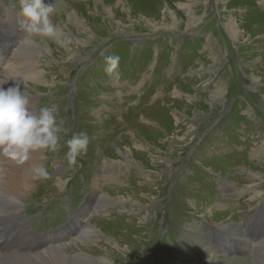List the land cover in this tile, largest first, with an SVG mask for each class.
Returning <instances> with one entry per match:
<instances>
[{
    "label": "rangeland",
    "instance_id": "374dc122",
    "mask_svg": "<svg viewBox=\"0 0 264 264\" xmlns=\"http://www.w3.org/2000/svg\"><path fill=\"white\" fill-rule=\"evenodd\" d=\"M44 3L61 35L45 37L41 81L21 90L38 111L56 105L65 131L56 151L43 149L48 177L16 210L25 233L17 248L60 244L67 261L44 255L51 264H264L263 248L253 247L254 263L248 251L228 260L211 245V233L226 242L228 231L239 248L257 245L243 227L232 232L264 207V0ZM17 10L20 0H0V75L26 36ZM113 55L119 66L109 75ZM80 132L87 151L69 164L65 141ZM1 162L0 183L9 170ZM85 195L84 216L69 220ZM65 221L69 228L45 234ZM34 253L18 257L44 264Z\"/></svg>",
    "mask_w": 264,
    "mask_h": 264
},
{
    "label": "clouds",
    "instance_id": "9594fccd",
    "mask_svg": "<svg viewBox=\"0 0 264 264\" xmlns=\"http://www.w3.org/2000/svg\"><path fill=\"white\" fill-rule=\"evenodd\" d=\"M21 15L25 18L22 25L28 37L58 38L61 33L53 23L51 14L54 8L44 0H20ZM119 56L106 57L105 72L117 74ZM0 82V154L20 163L29 159V154L37 149L56 151L60 135L64 128L58 125L56 105L43 106L39 112L28 107L29 96L22 92L19 84L5 89ZM89 137L87 133H75L65 141L66 159L75 164L77 157L87 151ZM34 178H47L49 173L44 166L33 169Z\"/></svg>",
    "mask_w": 264,
    "mask_h": 264
},
{
    "label": "bare ground",
    "instance_id": "6f19581e",
    "mask_svg": "<svg viewBox=\"0 0 264 264\" xmlns=\"http://www.w3.org/2000/svg\"><path fill=\"white\" fill-rule=\"evenodd\" d=\"M44 1L47 2L48 0H44ZM19 12H20L19 13L20 16L23 17L21 15V11ZM225 25L227 26V29L229 32H231V34L237 35L238 28L236 27V24L233 21H230ZM57 26L59 28L58 24ZM59 30L61 33V28H59ZM23 38L18 43L16 50L13 51V56L7 59L8 65L6 63L5 66L2 68L3 70L6 71L4 72L3 75H0V82L7 81L3 85L5 89H7L8 87L16 86L17 84H19L21 89L23 85L29 84L30 81L32 82L33 80L35 81L40 80L44 72V68L42 69L40 65L43 61H46L45 57L48 59L50 57L51 50L48 46L49 43L46 41L45 37H35L33 39L28 37L26 40ZM253 80L256 81L254 76H253ZM254 84L256 83L254 82ZM223 93L225 94V88L223 86L221 87L219 86L215 90H213L211 95L212 98L214 97L218 100L219 98L223 97L224 95ZM29 97H30L29 105H28L29 109L38 113L39 111L37 110V108H35L34 105L35 100L31 96ZM224 98H222L221 101H223ZM215 101L216 100H214V102ZM45 156L46 155L43 149H37L35 151L30 152L29 159L23 163H20L15 159H11L9 157L4 156L5 160L7 161V166L9 165V170L7 175L0 183V264H15V263L22 264L21 257H18V255H20L21 253L29 252L32 254L36 252L34 251V247H32V244L30 243L29 246H31V248L29 249L17 248L19 247L18 243L23 239L25 233L24 230L21 228V226L18 223H16L17 215H18L16 210L19 211L20 209H22L21 198L22 197L24 198V195L29 193V191L31 190L30 189L31 184L37 180V178H34L33 169L37 166L43 165L42 163L43 160H45ZM2 163L3 162H1V156H0V166ZM110 175L113 176L114 174L111 173ZM3 192L7 194V197L1 199ZM86 233H89V231ZM6 235H8V238L6 237ZM39 245L40 243H38V246ZM50 248H51L50 251L49 249H46L34 253L37 254L35 256V259L37 261L43 260L44 264H51V262L47 260L46 259L47 257L45 258L44 255L49 256L50 254H53L52 261L55 262L67 261L68 256L65 255L63 252L61 253L57 251L58 249H61L60 244ZM82 258L83 256L80 257V255L78 256L76 255L75 260L77 262H82ZM28 264H33L32 256L30 257ZM86 264H93L92 260L86 261Z\"/></svg>",
    "mask_w": 264,
    "mask_h": 264
}]
</instances>
